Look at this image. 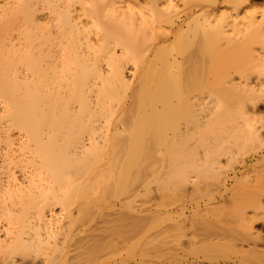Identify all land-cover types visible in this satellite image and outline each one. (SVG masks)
<instances>
[{
    "label": "bare ground",
    "instance_id": "obj_1",
    "mask_svg": "<svg viewBox=\"0 0 264 264\" xmlns=\"http://www.w3.org/2000/svg\"><path fill=\"white\" fill-rule=\"evenodd\" d=\"M219 1L0 0V264H22L28 251L42 252L45 264L71 261L80 244L86 248L92 224L118 205L100 197L81 222L89 191L112 186L118 198L120 173L161 154L174 157L171 173L186 172L193 166L176 164L199 152L203 128L213 140L227 128L261 143L264 119L256 118L254 97L264 94L263 81L223 86L252 106L226 123L213 91L228 82L198 69L225 46L264 72V18L253 12L237 25L217 14ZM224 2L238 14L250 1ZM194 140L196 147L187 146ZM64 183L75 189L64 194Z\"/></svg>",
    "mask_w": 264,
    "mask_h": 264
},
{
    "label": "rangeland",
    "instance_id": "obj_2",
    "mask_svg": "<svg viewBox=\"0 0 264 264\" xmlns=\"http://www.w3.org/2000/svg\"><path fill=\"white\" fill-rule=\"evenodd\" d=\"M249 1L244 2L242 9L236 14L230 11L224 0H220L216 12L223 18H236L237 25H242L253 12H256L258 20L263 19L264 0ZM223 47L214 51L212 58L206 56L205 61L202 59L204 64H199L198 69L204 68L203 72H200L205 78L212 77L220 79L219 82H228L227 85L222 84V87L218 85L213 91L218 102L217 116H228L227 120L225 117L223 119L226 122L231 118L230 115H233L231 112L240 108L251 110L252 106L250 97L231 96L223 86L228 90L230 82L243 85L248 79L252 84L258 80L264 83V72L258 71L245 53ZM253 49L257 56L261 55L259 42L253 45ZM199 74L201 73L197 72L196 76ZM209 91H201L202 96H210ZM254 100L258 110L255 117L264 119V94L259 100L256 97ZM183 114L184 112L182 119L180 116L179 119L184 118L187 121V115ZM226 123L222 126L228 127ZM192 124L189 123V127H192ZM181 127H184L182 123ZM206 128L202 129V135L196 139V142L200 141V146L196 145L199 152L197 151L195 157L192 155V158L181 159L182 163H174L181 166L184 163L185 167L193 166L191 169L184 168L186 172L178 169L181 174L186 173V177L177 174L178 171L171 173L170 171L175 169L170 167L174 157L161 154L146 160L150 162L146 167V161L143 159L144 162L141 160V165L134 167L135 169L131 168L132 171L127 175L120 173L118 198L114 196V188L107 186V193L105 189L94 187L89 191V196H86V201L84 198L83 201L79 199L83 202L82 217L79 220L81 222L82 218L87 221L92 216L96 205L104 202L102 198H110L109 201L117 202L118 205L106 211L109 216L107 215L108 218L101 224H92L93 232L90 231L91 235H87L90 240L84 241L86 248L82 246L83 243L80 244L79 250L71 255L72 260L67 263L264 264V132L261 143H257L234 136L230 129L224 128L225 131H222L223 128H220V134H216L219 138L213 140V136L210 138L211 133H208L210 128ZM196 142H188L187 146L191 147L197 144ZM164 144L170 142H163L162 148ZM1 176L7 177L4 172ZM62 186L64 194L75 189L69 187V183ZM101 200L103 202L100 203ZM68 206L73 210L78 209ZM58 208L60 207H57V210ZM76 212L77 210L73 211ZM77 228L78 225L75 229ZM116 236L120 239L119 250L115 244ZM26 253V258L23 255L18 259L22 264H45L42 252ZM73 255L78 260H73Z\"/></svg>",
    "mask_w": 264,
    "mask_h": 264
}]
</instances>
